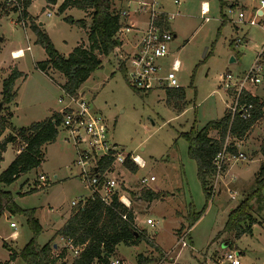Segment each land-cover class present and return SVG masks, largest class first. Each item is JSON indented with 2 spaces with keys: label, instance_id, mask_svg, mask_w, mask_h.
I'll use <instances>...</instances> for the list:
<instances>
[{
  "label": "rangeland",
  "instance_id": "1",
  "mask_svg": "<svg viewBox=\"0 0 264 264\" xmlns=\"http://www.w3.org/2000/svg\"><path fill=\"white\" fill-rule=\"evenodd\" d=\"M173 1L156 0L171 18L170 27L175 33L167 64L174 60L178 63L176 76L187 103L183 112L167 105L164 90H132L124 69L116 68L115 58L119 63L121 57L132 52L133 34L121 38L122 43L129 44H124L123 50L117 52L114 49L109 57L101 58V68L91 74L79 90L90 110L103 117L109 143L116 146L122 157L138 156L145 164L142 169L137 167L135 172L124 169L123 165L116 164L114 168L111 165L112 172L107 178L118 182L117 193L129 201L136 229L161 252L141 242L135 247L120 245L112 256L124 258L129 264H136L139 255L151 259L148 264H206L216 255L236 250L240 253L241 264H264V206L258 205L257 198L250 202L258 222L252 226L251 236L235 238L233 232H222L228 214L257 189L255 178L262 161L258 148L264 139V118L251 129L246 140L238 143L244 160L229 164L228 175L218 179L214 195L208 200L197 179L196 163L187 156V142L181 136L191 129L194 135L206 123L223 116L230 100L219 77L231 73L240 78L256 59L259 83L248 82L245 90L259 100L264 99V14L263 24L250 27L236 23L239 12L246 18L251 14L241 8L250 5L248 0H187L179 5ZM45 3V0H33L27 12L36 20L55 51L64 57L81 44L86 47L87 30L73 21L86 19L89 26L90 16L84 18V13L74 8L60 13L57 9L47 8ZM202 4L206 5L204 14L201 13ZM228 5H234L233 9ZM125 6L126 0L112 1L115 10H127ZM133 11L130 7L129 12ZM17 14L0 17V91L2 80L14 68L23 74V78L15 82V100L2 105L0 119L10 111L12 119L11 129L5 130L0 141L21 128L49 119L67 100L59 87L65 81L61 74L50 71L45 75L35 69L34 64L44 61L46 54L36 35L28 27L15 23ZM237 39L241 42L231 45ZM17 49L22 50L23 56L13 59L12 52ZM231 58L233 63H230ZM209 136L217 138V133L210 132ZM79 147L84 149V145ZM20 149L18 142L7 145L0 161V172L9 166ZM76 153L72 137L59 127L55 141L42 148L40 166L13 184L2 187L11 193L20 210L35 211L34 217L43 228L37 238L39 246L51 243L55 235L49 222H56L57 226L64 223L73 208L72 203L84 202L91 196L79 176L80 168L74 164ZM40 175L47 179L44 187L29 193L30 188L40 185ZM151 176L154 182L143 186L141 180ZM142 191L159 193L161 198L149 201L140 197ZM259 195L264 196V188L257 197ZM194 215L200 217L190 226ZM148 219L153 225L146 224ZM9 222L15 224V230L9 228ZM13 232L17 233L14 242L6 238ZM186 233L188 246L182 247L178 241ZM31 238L26 217L18 214L11 217L6 211L0 215V261L8 254L2 247L3 240L6 249L19 253ZM54 244L59 246L57 249L67 246L60 247L64 244L59 238ZM73 257L69 252L63 263H71ZM14 264L24 263L17 258Z\"/></svg>",
  "mask_w": 264,
  "mask_h": 264
},
{
  "label": "trees",
  "instance_id": "2",
  "mask_svg": "<svg viewBox=\"0 0 264 264\" xmlns=\"http://www.w3.org/2000/svg\"><path fill=\"white\" fill-rule=\"evenodd\" d=\"M21 10L17 15V22L24 21L28 28L36 35L37 42L40 43L46 54V60L35 65V69L46 73L50 71L61 74L65 81L60 85V89L65 95L76 97L80 87L88 80L95 71L101 68V58L109 57L118 46L117 32L121 28L118 11L112 8L113 0H64L57 8L63 13L67 9H78L88 11L90 16L89 26L84 21L74 23L87 30V46L79 45L74 48L67 57L60 56L48 37L43 34L35 23L34 19L28 16L26 10L31 5L32 0H16ZM59 0H45L47 7L55 6ZM10 13H17L15 7H10L4 1L0 3V17ZM224 21H222V24ZM168 29V23L163 25ZM21 74L12 73L2 82L1 102L6 105L15 100V82L21 78ZM132 90H134L132 88ZM136 91V90H134ZM166 103L175 111L181 113L186 108L185 92L182 88L166 89ZM239 102L244 105H252L254 111L247 121H242L235 116L231 121L229 112L226 110L223 116L215 121L206 123L196 134H181L187 142V156L194 160L197 166V179L200 183L205 199L208 200L212 193V180L215 174L213 161L222 149L224 140L229 133L231 137V152L235 153L236 142L246 140L251 129L264 118V111L261 110L260 100L250 93L243 91ZM7 113V112H6ZM3 116V115H2ZM12 115L7 113L0 119V138L5 130L11 129L10 120ZM62 115L54 113L49 119L33 123L27 128L15 131V134H8L0 141V161L7 145L19 143L20 151L16 154L9 166L0 172V215L6 211L11 216L22 215L26 217V225L32 232V238L19 251L13 252L9 256V264L17 258L24 264H56L65 260L69 254V249L58 251L54 248L55 239H61L69 243L72 248L78 249V254L73 257L71 263L63 264H108L110 258H115L116 248L120 245L124 247H135L141 242L160 253V249L136 229L133 212L119 201V194L111 196L110 202L105 205L98 196L91 195L84 202H79L70 211L68 219L56 231L52 242H47L43 246L37 244V238L42 228L38 220L34 217V210L22 211L14 203L11 193L2 187L9 186L22 175L37 169L43 157L42 148L55 141L58 135V128L61 127ZM212 131L217 132V138L209 137ZM258 154L262 158L260 168L255 178L256 191L243 200L229 214L222 232H233L235 238L244 235L251 236L252 226L257 224V220L252 214L250 202L257 198L258 205L264 206V196L259 195L264 188V139L258 148ZM113 159L111 157L102 158L97 162L99 174L110 171ZM124 169L135 172L137 166L130 161L127 156L123 163ZM211 182V183H210ZM37 189L30 190L29 193ZM141 198L149 201L158 200L161 194L151 191H142ZM199 215H194L190 219L192 226ZM190 218V216L188 217ZM51 241V240H50ZM58 252V255H56ZM136 264H148L151 259L138 256Z\"/></svg>",
  "mask_w": 264,
  "mask_h": 264
},
{
  "label": "built area",
  "instance_id": "3",
  "mask_svg": "<svg viewBox=\"0 0 264 264\" xmlns=\"http://www.w3.org/2000/svg\"><path fill=\"white\" fill-rule=\"evenodd\" d=\"M10 7H15L17 13L20 12L21 6L16 0H4ZM187 0H174L175 5H179L181 2ZM257 2L259 8L254 10L251 16L245 17L244 13L239 12L237 14L236 23L238 25H248L255 27L260 25L263 10L264 0H249ZM130 7L134 8L133 12H129ZM127 10H117L121 28L117 32L118 46L126 45L128 42L122 43L121 38L127 34H133V37L137 38L134 41L132 52H129L126 57H121L122 61L119 63L115 58L116 68L124 69L126 73L128 84L131 88L139 92H151L153 90H166V89H179V80L176 74L178 73V63L173 61L169 65L165 63L170 57V44L173 40L172 33L164 28L165 22L169 23L170 17H168L160 8L156 0H126ZM262 11L261 16L257 14V11ZM232 12V11H230ZM202 14L206 13V10L201 11ZM48 17L50 14H46ZM144 17L145 26L144 29L130 25L128 22L131 19ZM207 21V20H205ZM263 24V23H262ZM241 42L240 39L236 40V44ZM117 52H120L115 48ZM114 55V54H113ZM168 66V67H167ZM259 66L257 59L250 67L249 71L244 73L242 77H234L231 73H225L221 75L220 82L225 90L226 96L230 99V104L227 106L231 121L235 116L242 121L250 119L254 107L252 105H244L239 102L240 95L245 90L246 83L258 84L259 78ZM247 92V91H246ZM65 95V94H64ZM66 104L62 110L58 113L62 115L61 128L66 130L72 137L76 146V161L75 165L80 168V178L83 183H86V187L91 191V195H96L100 200L107 205L110 202L111 196L118 192L119 184L115 179L107 178V174L112 171H106L104 174H99L97 162L106 157L113 159L112 168L117 165H123L126 157H122L116 146L109 143L107 139V126L103 117L100 114L94 113L90 110L89 103L84 97L77 94L76 97H70L65 95ZM63 103L62 100H59ZM261 110L264 111V99L260 100ZM231 137L227 134L222 149L216 155L213 164L215 167V174L212 180V193L214 195L216 184L218 179H221L225 167L228 164H233L239 160H244L245 155L238 150L236 142V152H231ZM84 145V149L79 147ZM130 161L134 163L138 168H144V162L138 157L130 156ZM154 177L144 178L141 180V184L146 186L149 183L154 182ZM40 185L32 187L36 189L38 187H44L43 184L47 182L44 175L38 177ZM233 199V198H232ZM119 201L129 208L128 204H125L120 196ZM77 203H72L75 206ZM147 225H153L151 220H146ZM9 228L14 229L15 224L10 223ZM188 234H184L178 241L182 247H187L185 242ZM67 248L72 252L74 256L78 254V249L72 248L69 243ZM240 253L236 250L228 251L224 254L216 255L212 259L208 260L206 264H241ZM166 256V255H165ZM108 264H128L126 261L120 258H110Z\"/></svg>",
  "mask_w": 264,
  "mask_h": 264
},
{
  "label": "crops",
  "instance_id": "4",
  "mask_svg": "<svg viewBox=\"0 0 264 264\" xmlns=\"http://www.w3.org/2000/svg\"><path fill=\"white\" fill-rule=\"evenodd\" d=\"M64 0H59L58 1V3L55 5V6H52V7H47V4H46V7L47 8H52V9H57L58 7H59V5L63 2ZM249 1V0H248ZM32 2H33V0H32ZM32 2H31V4H32ZM249 3H250V5H247L245 8H244V6H242L241 8L243 9V11L244 12H247V14H249V12L251 13V14H249V16H251L252 15V13L254 12V10H256V9H258L259 8V5H258V3L257 2H252V1H249ZM203 5V9L204 10H206V5L205 4H202ZM233 6L234 5H228V7H230V9L232 10L233 9ZM30 7V6H29ZM248 10V11H247ZM80 11H82V10H80ZM26 12H27V10H26ZM83 13H84V18L86 17V16H88V11L86 12V11H82ZM262 14V11H260V10H258L257 11V14L259 15V16H261V14ZM10 14H17V13H10ZM9 14V15H10ZM27 14H28V16L29 17H31L30 15H29V13L27 12ZM263 14H264V12H263ZM18 15V14H17ZM8 16V15H7ZM248 16V17H249ZM32 19H34L33 17H31ZM34 21H35V23H36V20L34 19ZM80 21H84L85 23H86V19H83V20H80ZM75 21H73V23H74ZM15 23H17V24H21L23 27H25V28H27L28 26H27V23H25L24 21H20V22H17V17H16V21H15ZM129 24L130 25H132V26H135V27H137V28H139V30H142V29H144V26H145V19H144V17H138V18H134V19H131L130 21H129ZM87 28H88V26H87ZM168 30L172 33V35H173V40H172V43L175 41V33L171 30V27H170V21H169V23H168ZM134 39V41H136V37L135 38H133ZM245 40V39H244ZM172 43L170 44V57H171V45H172ZM81 45H83V44H81ZM231 45H233V46H236L237 44H236V42H234L233 43V41H232V44ZM82 47H85L84 45L82 46ZM123 45H121V46H117V49L120 51V50H123ZM28 50V49H27ZM18 52V54H17V56L15 55V53H17ZM12 55H13V59H18V58H21L22 56H23V52H22V50H20V49H17V50H15V51H13L12 52ZM68 56V55H67ZM67 56H64V57H67ZM170 57L168 58V60L167 61H165V63L167 64V62L170 60ZM46 60V59H45ZM44 60V61H45ZM41 62H43V61H41ZM37 63H39V62H37ZM37 63H35L34 64V67H35V65L37 64ZM13 71H16V72H18V73H20L22 76H21V78H23V74H22V72L21 71H18L17 70V68H14L13 69ZM40 72V71H39ZM48 72H50V70L48 71ZM48 72H47V74H48ZM51 72H54V71H51ZM41 73H43V72H41ZM43 74H45V75H47L46 73H43ZM6 79V78H5ZM4 79V80H5ZM2 82H3V80H2ZM2 82H1V85H2ZM64 84V83H63ZM62 84V85H63ZM60 86V85H59ZM80 90V89H79ZM1 92V91H0ZM78 94H81V93H79V91H78ZM230 100V99H229ZM227 103H226V107H225V110L227 109ZM62 110V109H61ZM60 110V111H61ZM7 112V111H6ZM225 112V111H224ZM10 114L12 115V113H11V111H10ZM12 119V118H11ZM212 133H217L216 131H212ZM210 137V136H209ZM213 138V137H212ZM213 139H216V137H214ZM240 143V142H239ZM237 148H238V150L240 149V147H239V145L237 144ZM241 150V149H240ZM239 150V151H240ZM262 162V161H261ZM260 162V163H261ZM231 165H227L226 167H225V169H224V172H223V174H222V177L224 176V178H226V176L228 175V171L230 170V167ZM31 189V188H30ZM37 191V190H36ZM122 197V196H121ZM122 200H123V202L125 203V204H128L129 205V208H130V203H129V201L127 200V198H125V197H122ZM11 216V215H10ZM11 217H13V216H11ZM63 218V217H62ZM64 219V218H63ZM62 220V219H61ZM67 220V219H66ZM66 220H64V221H66ZM39 222V221H38ZM11 222H9V224H10ZM9 224H8V226H9ZM56 224V222H54V223H52V222H49V227L50 228H53V231L56 233V231L57 230H59V226L61 227L62 225H63V223H61V224H59V226H57V224ZM40 226H41V224H40ZM42 228V227H41ZM11 229V228H10ZM16 229V226H15V228L13 229V230H15ZM43 229V228H42ZM54 233V234H55ZM15 236H17V233L16 232H13L12 234H10L8 237H6V238H10V240L11 241H13L14 242V238H15ZM9 240V241H10ZM56 240H58V239H56ZM60 241H61V243H63L64 245H62V246H60V247H63V246H66V243L63 241V240H61L60 239ZM5 242H7V241H5ZM55 245V244H54ZM2 247L5 249V250H7V252H8V254H7V257L5 258V260L4 261H0V264H5V263H8V261H9V256H10V254L11 253H13L14 251H12L11 249H6L5 248V246H4V240H3V243H2ZM55 247H59V246H57V245H55ZM159 248V247H158ZM60 250H62V249H58V251H60ZM161 250V249H160ZM56 255H58V252H56ZM68 256V255H67ZM67 258V257H66ZM66 258H65V260H66ZM120 258V257H119ZM120 259H122V260H124V261H126L127 262V260H125L124 258H120ZM65 260H63V261H59V262H57L56 264H61L62 262H65ZM6 261V262H5ZM16 262V260L14 261V262H12V263H9V264H14ZM128 263V262H127ZM129 264V263H128Z\"/></svg>",
  "mask_w": 264,
  "mask_h": 264
},
{
  "label": "water",
  "instance_id": "5",
  "mask_svg": "<svg viewBox=\"0 0 264 264\" xmlns=\"http://www.w3.org/2000/svg\"><path fill=\"white\" fill-rule=\"evenodd\" d=\"M260 14H261V13H260ZM233 62H234V59H233V58H231V59H230V63H233ZM2 105H3V103H2V102H0V111H1ZM54 248H56V247H55V245H54Z\"/></svg>",
  "mask_w": 264,
  "mask_h": 264
},
{
  "label": "bare ground",
  "instance_id": "6",
  "mask_svg": "<svg viewBox=\"0 0 264 264\" xmlns=\"http://www.w3.org/2000/svg\"><path fill=\"white\" fill-rule=\"evenodd\" d=\"M17 54H18V52L17 53H15V55L17 56Z\"/></svg>",
  "mask_w": 264,
  "mask_h": 264
}]
</instances>
